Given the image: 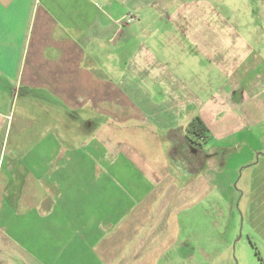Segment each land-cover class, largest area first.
Masks as SVG:
<instances>
[{"label": "crops", "instance_id": "crops-1", "mask_svg": "<svg viewBox=\"0 0 264 264\" xmlns=\"http://www.w3.org/2000/svg\"><path fill=\"white\" fill-rule=\"evenodd\" d=\"M113 10V4L98 0H0V107L13 106L19 93L22 108L44 111L41 121L22 110L25 125L19 123L13 146L7 147L15 118L0 110V264H160L185 246L180 215L200 201L204 188L202 172L191 177L187 202L188 180L183 184L176 177L164 133L185 129L200 116L209 129L203 151L211 150L216 159L239 152L250 135L246 125L256 113L247 106L256 100L255 83L237 98L224 89L211 94L192 89L170 72L154 82L156 65H165L155 59V67L141 64L153 68L151 73L139 75L142 84L150 86L151 80L157 88L147 106L130 98L141 96H130L125 86L115 94L113 85L99 86V71L90 57L84 64L83 47L120 37L127 42L144 32L130 25L124 32L120 24L131 14L118 19ZM189 15H168L185 22L173 29L170 45L182 49L194 39L191 23L204 15ZM207 23L204 30H211ZM144 44L140 50L147 52ZM193 53L221 67L217 48L193 46ZM64 111L86 112L80 117L100 129L72 148L57 128ZM100 117L121 132L148 129L158 136L165 142L159 156L163 171L127 143L126 135L106 133Z\"/></svg>", "mask_w": 264, "mask_h": 264}, {"label": "rangeland", "instance_id": "rangeland-1", "mask_svg": "<svg viewBox=\"0 0 264 264\" xmlns=\"http://www.w3.org/2000/svg\"><path fill=\"white\" fill-rule=\"evenodd\" d=\"M98 2L101 5L106 2L113 4V11L118 19L127 14L134 16L135 20H131V15L122 19L120 27L124 32L127 25L139 29V32L144 31L127 42L126 38L123 40L120 37L116 42H97L89 49L83 47L84 64L87 57L94 60V67L99 71L101 81L99 86L113 85L114 94L125 86L124 89L130 96L137 92L141 96L139 99L135 95L130 98L137 104L140 102L147 106L148 97L152 101L157 88L154 89L155 83L150 79V86L142 84L139 75L150 74L153 68L150 67V70L141 64L155 67V59L165 65L162 68L156 65V78L152 79L154 82L157 76L164 74L167 77L170 72L182 82L190 83L188 86H192V89L199 87L210 94L224 89L226 92H234L237 98H242L246 88L255 83V89L251 93H256V100L253 104L248 102L250 106L247 107L255 109L256 117L246 125L247 128L245 126L250 135L244 145L239 147V152L231 150L216 159L212 158L214 155L208 149L210 146H207L209 152H205L206 156H202L204 151L199 148H190L192 153L188 152L189 154L200 157L198 161L194 157L195 162L188 164L178 151L181 144L166 140V145L171 147L168 155L170 163L175 170H179V176L176 177L183 184L188 180L185 193L187 202L191 200L190 190L193 188L191 177L202 172L204 188L200 201L196 200V204L186 207L180 215V236L185 241V246L172 250L160 264H264V113L260 115V111L264 112V0H145L141 2V6L135 0ZM110 12L112 17V11ZM178 14L204 15L202 20L190 22L194 28L189 30L194 33V39L182 49L169 43L173 29L185 24L177 19L169 20L168 15ZM205 21L212 25L211 30H204L208 25ZM144 43L148 45L147 52L140 50L139 45ZM192 45L195 48L199 45L203 49H211L212 52L217 48L218 53L214 57L218 62L221 61V67L213 59L197 56L195 53L193 55ZM132 58L134 60L128 65ZM140 58L143 62L139 64ZM247 66L252 71L251 74H246ZM162 69L165 71H161ZM163 88L167 90L164 85ZM19 98L18 93L17 100ZM17 100L13 106L0 107V110L5 108L12 111V119L15 118L13 135L10 139L7 137L4 143L7 147L13 146L20 124L25 125L22 110L26 113L33 112L44 121V111L34 107L22 108L23 102ZM83 113L86 112L64 111L62 117H57L56 120L61 139L72 148L82 139L94 136L100 129L95 123L89 125L85 122L80 117ZM99 119L105 120L100 117L96 119L97 122ZM105 121L109 122L104 123L106 133L119 134L121 137L126 135L127 143L133 145L138 153L145 154L152 166L163 171L159 156L162 155L165 142L159 141L160 138L151 134L148 129H128L121 132L117 124ZM181 129L184 132L186 130ZM167 133L164 135L167 136ZM171 137H174L173 134ZM3 142L1 137L0 146Z\"/></svg>", "mask_w": 264, "mask_h": 264}, {"label": "trees", "instance_id": "trees-1", "mask_svg": "<svg viewBox=\"0 0 264 264\" xmlns=\"http://www.w3.org/2000/svg\"><path fill=\"white\" fill-rule=\"evenodd\" d=\"M172 134L174 137H171ZM167 137L168 140L174 142L175 144H181L178 146V151L182 154L184 159L187 160L188 164H190L195 162L193 159L194 157H196L197 161L200 157V155L195 154L193 157L189 154L188 152H190V148L192 150L199 148L200 151H203V146L209 139V129L201 117L197 116L187 125L185 132L182 129H177V131L173 130L167 133ZM183 146L186 148L185 150ZM202 156H206L205 152ZM200 160L202 161V159Z\"/></svg>", "mask_w": 264, "mask_h": 264}, {"label": "water", "instance_id": "water-1", "mask_svg": "<svg viewBox=\"0 0 264 264\" xmlns=\"http://www.w3.org/2000/svg\"><path fill=\"white\" fill-rule=\"evenodd\" d=\"M260 155V154H259Z\"/></svg>", "mask_w": 264, "mask_h": 264}]
</instances>
